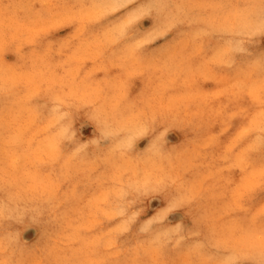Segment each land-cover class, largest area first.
Listing matches in <instances>:
<instances>
[{
    "label": "rangeland",
    "instance_id": "1",
    "mask_svg": "<svg viewBox=\"0 0 264 264\" xmlns=\"http://www.w3.org/2000/svg\"><path fill=\"white\" fill-rule=\"evenodd\" d=\"M0 264H264V0H0Z\"/></svg>",
    "mask_w": 264,
    "mask_h": 264
}]
</instances>
